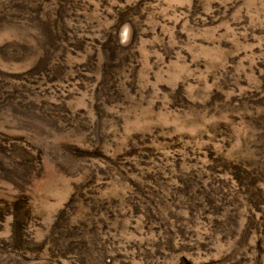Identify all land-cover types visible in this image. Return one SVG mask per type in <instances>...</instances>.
Here are the masks:
<instances>
[{"label":"rangeland","instance_id":"rangeland-1","mask_svg":"<svg viewBox=\"0 0 264 264\" xmlns=\"http://www.w3.org/2000/svg\"><path fill=\"white\" fill-rule=\"evenodd\" d=\"M0 264H264V0H0Z\"/></svg>","mask_w":264,"mask_h":264}]
</instances>
